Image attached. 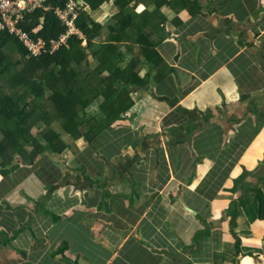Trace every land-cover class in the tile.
<instances>
[{
    "label": "crops",
    "instance_id": "0c3cea01",
    "mask_svg": "<svg viewBox=\"0 0 264 264\" xmlns=\"http://www.w3.org/2000/svg\"><path fill=\"white\" fill-rule=\"evenodd\" d=\"M81 1L101 26L96 42L119 26L121 64L136 63L143 84L91 141L43 106L63 152L31 163L29 145L0 165V264H173L178 254L264 264V0ZM43 125L32 135L44 143ZM230 219L238 243L223 229ZM205 233L210 262L196 263L189 245Z\"/></svg>",
    "mask_w": 264,
    "mask_h": 264
},
{
    "label": "trees",
    "instance_id": "16d2710c",
    "mask_svg": "<svg viewBox=\"0 0 264 264\" xmlns=\"http://www.w3.org/2000/svg\"><path fill=\"white\" fill-rule=\"evenodd\" d=\"M59 1L64 3V0ZM87 2L92 10L103 3L102 0ZM80 3L82 5L80 9L77 8L76 21L79 33L69 35L55 48L52 40H59L66 31L65 25L55 13L49 9H38L23 22L22 26L26 30L32 32L36 29L32 35L35 38L43 37L47 41L46 48L53 49L52 52L45 51L40 56L29 55L27 48L18 39L8 31L0 30V165L11 162L7 161V154H11L13 150L16 153H28L29 145L33 148L28 153L31 163L35 162L40 152H63L60 144L64 142L60 139V134L50 127L53 118L43 109V106L47 107L43 101L47 92V99L54 104L57 120L61 121L66 132L76 138L83 136L85 140L91 141L101 131L118 122L129 110L133 102V90L129 87L143 84L136 63L125 67L121 64L122 58L114 41L120 36L117 30L119 26H110V40L96 42L101 26L90 16L86 4L81 0ZM117 3L116 16L120 18L123 2ZM144 46L143 56L150 60L155 50L150 47L152 42L146 39ZM12 50L14 54L11 53ZM28 98H31L30 102L27 101ZM27 106L38 107L27 110ZM90 106H96L93 112H90ZM38 108L43 113H37ZM39 118H42L45 125L41 134L46 138L44 143L32 135L33 123ZM256 198L257 213L260 215L264 209L262 190L256 189ZM260 199L263 200L259 203ZM224 224L223 229L228 230L227 235L234 236L238 243L241 239L237 238L235 220H224ZM204 235L206 243L198 239L200 236L196 234L189 245V251L200 248L198 258L192 259L196 263L210 262L206 256L211 257V235ZM235 250L238 255V245Z\"/></svg>",
    "mask_w": 264,
    "mask_h": 264
},
{
    "label": "built area",
    "instance_id": "2783aa9c",
    "mask_svg": "<svg viewBox=\"0 0 264 264\" xmlns=\"http://www.w3.org/2000/svg\"><path fill=\"white\" fill-rule=\"evenodd\" d=\"M80 0H0V30H6L13 37L18 39L27 48L29 55H42L45 51H54L46 48L47 41L43 37L35 38L32 32L26 30L22 24L27 21L29 14L38 9L51 10L62 22L66 31L61 34L59 40H52L55 48L58 43L64 42L66 38L79 33L76 26L78 19L77 8L80 9ZM42 21L44 16L41 17Z\"/></svg>",
    "mask_w": 264,
    "mask_h": 264
},
{
    "label": "water",
    "instance_id": "95a60500",
    "mask_svg": "<svg viewBox=\"0 0 264 264\" xmlns=\"http://www.w3.org/2000/svg\"><path fill=\"white\" fill-rule=\"evenodd\" d=\"M169 258L173 261V264H191V261L182 254L169 256Z\"/></svg>",
    "mask_w": 264,
    "mask_h": 264
},
{
    "label": "rangeland",
    "instance_id": "374dc122",
    "mask_svg": "<svg viewBox=\"0 0 264 264\" xmlns=\"http://www.w3.org/2000/svg\"><path fill=\"white\" fill-rule=\"evenodd\" d=\"M10 45H11V44H10ZM12 49H14V48H12ZM11 53L14 54V51L12 50ZM43 101H44V103L47 105V107H49L50 109H54V110L56 111V108H55V106H54V104L52 103L51 100H48V99L45 98ZM44 127H45V125L42 126V128H44ZM40 130L42 131L41 133H43L44 129H40ZM81 167H82L84 170H86V168H87V170L89 171V168H88V167L85 168V164L80 165V166H79V169H80ZM83 169H82V170H83ZM254 262L257 264L256 261H254Z\"/></svg>",
    "mask_w": 264,
    "mask_h": 264
},
{
    "label": "clouds",
    "instance_id": "9594fccd",
    "mask_svg": "<svg viewBox=\"0 0 264 264\" xmlns=\"http://www.w3.org/2000/svg\"><path fill=\"white\" fill-rule=\"evenodd\" d=\"M189 260V259H188ZM191 261V260H190Z\"/></svg>",
    "mask_w": 264,
    "mask_h": 264
}]
</instances>
